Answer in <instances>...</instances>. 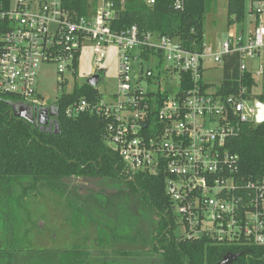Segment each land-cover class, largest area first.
<instances>
[{"label": "built area", "instance_id": "1", "mask_svg": "<svg viewBox=\"0 0 264 264\" xmlns=\"http://www.w3.org/2000/svg\"><path fill=\"white\" fill-rule=\"evenodd\" d=\"M124 2L97 0L88 16L78 17L63 0H0V93L41 110L47 105L36 88L40 65L57 64L63 91L64 75L77 76L85 44L91 46L96 68L115 46L117 92L108 101L81 99L69 105L66 116L90 112L105 118L107 141L128 168L165 175L176 229L183 231L179 238L264 247V178L242 182L240 158L229 147L245 126L261 124L264 6L255 11L259 19L255 15L248 33L193 51L176 38L143 32L137 25L114 30L118 4ZM184 2L175 0V7L183 9ZM232 55L238 71L227 89L225 59ZM211 69H219V76L206 81ZM100 81L99 76L96 86L90 85L97 89ZM84 83L89 84L75 83L69 93Z\"/></svg>", "mask_w": 264, "mask_h": 264}, {"label": "trees", "instance_id": "2", "mask_svg": "<svg viewBox=\"0 0 264 264\" xmlns=\"http://www.w3.org/2000/svg\"><path fill=\"white\" fill-rule=\"evenodd\" d=\"M217 1L185 0L183 9H177L175 0H155L153 5L145 0H125L118 4L119 16L113 21L112 28L122 31L137 25L143 32L153 31L176 38L187 49L201 51L205 44L207 16L216 11ZM246 1L228 0L229 26L244 23ZM250 2L264 6V0ZM63 3L69 12L81 17L88 16L95 9L97 0H63ZM251 13H254L253 10ZM225 61V88L228 89L230 80L237 77V56H228ZM101 98L98 90L88 83L76 84L71 93H62L52 106L58 112L55 120L60 124V133L55 134L42 132L25 119L17 118L13 106H20L19 99L0 93V192L10 195V203L17 205L29 188L41 184L61 191L67 187L68 179H110L121 186L115 196L123 198L125 194H135L158 215L151 250L160 258L161 264H219L228 253H242L232 264H264V247L242 248L218 243L210 237L188 239L177 236L172 205L166 195L165 175L128 168L118 151L107 141L108 121L105 118L90 112L81 113L76 118L66 116L69 105L81 99L95 102ZM258 99L264 103V93ZM229 147L240 158L238 177L242 182L264 178V123L245 126L238 137L229 141ZM17 183L22 189L20 195H15ZM112 207L107 206L101 214L118 227L124 221V210L116 208L117 205ZM109 212H113L114 216L108 215ZM17 221V224L20 223ZM12 225L15 231L18 230L15 222ZM102 232L98 235V244L111 243L104 229ZM19 240L20 243L22 238ZM85 248L74 246L73 250L59 251L55 254L56 262L89 264ZM10 252L12 257L13 250ZM40 261H45L44 256L38 259L37 264Z\"/></svg>", "mask_w": 264, "mask_h": 264}, {"label": "rangeland", "instance_id": "3", "mask_svg": "<svg viewBox=\"0 0 264 264\" xmlns=\"http://www.w3.org/2000/svg\"><path fill=\"white\" fill-rule=\"evenodd\" d=\"M227 3L228 0H218L216 11L207 16L206 45L224 42L239 33H248L250 27L255 24V11L258 8L263 9L261 4H252L250 0H247L244 23L229 26ZM251 10L254 13H251ZM256 16L259 19V15ZM261 19L264 22L263 16H261ZM93 58L91 46L85 44L79 59L77 76L76 78L72 77L69 73L64 75V79L68 83L65 84L63 91L59 89V83L62 78L58 74L57 64L47 63L40 65L36 88L45 105L53 106L62 93H69L72 90L75 83L86 82L88 77L95 74L101 77L97 89L103 99L108 101L110 96L118 90L117 48L111 46L108 49L106 58L99 68L95 67ZM214 66L213 64L211 67ZM211 76H219V69L208 71L205 74V80L211 81ZM66 183L68 184V189L62 196L44 188L29 194L25 228L34 247L48 249L71 248L74 244H83L81 240L80 243L78 242L77 237L84 236L85 246L87 242L91 244L89 248L91 251L90 264H103V251L111 254L112 257H107L106 259L110 264H161L160 258L151 250L152 238L158 225V215L143 200L139 199L135 194L128 195V200L114 195V200L119 205L125 200H127L128 205L126 206L128 226L123 222L122 225L117 227L112 221L105 220L106 222H104V219H99V214L91 211L94 210L93 204L86 202L89 198L91 201L97 199L106 203L107 197H110L111 194L119 193L121 187L119 182L110 179H88L82 183L79 190L75 191L76 181L68 179ZM70 192L73 193L72 196ZM125 196L127 195L125 194ZM79 206H82L85 212L78 217H74L73 208L75 207L76 210ZM89 210L93 212L95 217L92 214L88 217L87 213ZM108 214L114 216L112 212ZM101 226L108 227V232H106L108 234L105 233L106 236L108 235L110 238L109 234H112L116 240L119 235V239L114 244L109 241V244L103 246L96 243L98 234L103 233ZM176 234L179 237L183 235V231L176 229ZM98 245L101 248L99 250L100 253H97L96 250ZM123 251L129 253L128 257H123L124 254L122 256Z\"/></svg>", "mask_w": 264, "mask_h": 264}, {"label": "flooded vegetation", "instance_id": "4", "mask_svg": "<svg viewBox=\"0 0 264 264\" xmlns=\"http://www.w3.org/2000/svg\"><path fill=\"white\" fill-rule=\"evenodd\" d=\"M45 108H49L52 109V106H46ZM43 109V108H42ZM42 109L41 110H32L31 108H28V113L30 115V117L33 119L36 115H39L40 113H42ZM50 122L55 121L54 117H50L49 118ZM29 122V121H28ZM30 123V122H29ZM33 124L34 127L35 123H30ZM43 128L44 130H48L49 129V125H46L44 127H42L41 125H38L37 129H41ZM43 132V131H42ZM47 132V131H44ZM82 179V178H80ZM76 180L77 184L74 187V191L75 190H79L82 186V183L85 182L83 180L80 181ZM24 186L26 187L27 185L24 183ZM66 188L61 190V191H55L52 188L46 186L45 184H41L38 187H33V188H29V190L27 191V193L25 194V197L20 199V202L15 205V204H11L10 203V195H5L4 193L0 192V264H37L38 259H40L41 256H44L45 261L41 262L40 264H58L56 262V258H55V254L59 253V251H70L73 250L74 246H77L80 249H83L84 247H86L84 250H86L88 252V263L90 264V246L91 244H89V242H87V245L85 246V240H84V236H80L77 237L78 242L80 243V240L82 241L83 244H74L71 248H36L32 245L30 237H29V233L27 231L26 227V210H27V200L29 197V194L31 192L37 191L41 188L44 189H49L55 193H57L58 195L62 196L65 191L68 189V184H66ZM73 188V187H72ZM22 193V189L21 187L18 185V183L15 185V195H20ZM24 194V193H23ZM70 195L72 196L73 193L70 192ZM116 195V194H111L110 197L106 198V203L104 202H100L97 199H93L92 201L88 198L86 203H90L93 204V208L94 210H91L97 214H99V219H104L103 221H105V216H103L104 214H101V212L104 210H106V207L109 206L111 208H113V205H117L116 208H123L124 210V224L128 226V211H127V200H128V196H123V199H127L125 200L123 203H121L119 205V203H117L116 201H114L112 199V197ZM111 200V201H109ZM74 210L72 211L74 217H78L80 216V214L84 213L85 210L84 208H82V206H79L76 210L75 207L73 208ZM81 209V210H79ZM78 210V211H77ZM77 211V212H76ZM90 210L88 211V217L92 214L93 217L94 214L93 212H91ZM111 211V210H109ZM75 212V213H74ZM110 213V212H109ZM113 214V212H112ZM109 215V214H108ZM159 219V218H158ZM17 220H19L20 223L17 224ZM107 220V219H106ZM159 221V220H158ZM15 222L16 226L18 227V230L15 231L14 226L12 225V223ZM122 222V224H123ZM107 224V223H106ZM40 228V227H39ZM100 228L104 229L105 232H108V229L105 228L104 226H101ZM97 231V230H96ZM98 233V231H97ZM18 234H20V236L18 237ZM108 234V233H106ZM99 235V234H98ZM110 235V239H111V244H114L116 242V240L114 239V235L109 234ZM18 238L22 241L19 243L18 242ZM98 238V237H97ZM19 240V241H20ZM17 243H19V246L17 245L16 247H14ZM96 243L97 239H96ZM101 248L98 245V248H96L97 253H100ZM152 249V248H151ZM13 250V256H9V253H11L10 251ZM5 252H7L5 254ZM104 253H102L104 255V262L103 264H110L106 261L107 257H112L111 254H108L106 251H103ZM154 253V252H153ZM9 257H5V255H7ZM124 254V256H123ZM128 252H124L122 253L123 257H128ZM108 255V256H107ZM127 255V256H126Z\"/></svg>", "mask_w": 264, "mask_h": 264}, {"label": "water", "instance_id": "5", "mask_svg": "<svg viewBox=\"0 0 264 264\" xmlns=\"http://www.w3.org/2000/svg\"><path fill=\"white\" fill-rule=\"evenodd\" d=\"M118 16H119V13H116L115 18H118ZM98 79H99V76L96 75V76L89 78L88 82L92 86H96V84L98 83ZM257 107H258L257 121L259 123H264V104H262L261 102H257ZM13 110H14V115L17 118L25 119L26 121H29L30 123L34 122L36 128H38V125H41L42 127L49 125L48 130H44L43 128H41L40 129L41 131L53 132L55 134L60 133L59 122L56 120L53 122H50L49 120L50 117L56 118L58 116V112L55 111L53 108L52 109L43 108L42 113H40L39 115H36L33 119L30 117L28 113V108L26 106H13ZM81 180L82 179H80V181ZM241 255L242 253H238V254L228 253L226 256H224L223 260L219 264H232Z\"/></svg>", "mask_w": 264, "mask_h": 264}]
</instances>
